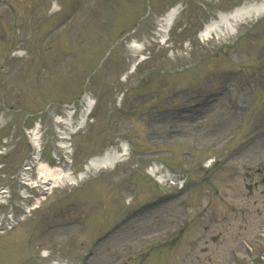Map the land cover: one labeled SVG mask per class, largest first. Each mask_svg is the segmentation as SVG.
Returning a JSON list of instances; mask_svg holds the SVG:
<instances>
[{"label": "rangeland", "instance_id": "1", "mask_svg": "<svg viewBox=\"0 0 264 264\" xmlns=\"http://www.w3.org/2000/svg\"><path fill=\"white\" fill-rule=\"evenodd\" d=\"M253 1L0 0V220L25 217L0 233V264H42L41 250L72 264H111L126 246L142 264H244L258 254L264 15L227 38L199 36L218 12ZM175 4L161 40L159 17ZM131 37L146 48L130 49ZM85 94L96 101L89 120L62 138L69 107L76 121ZM35 128L42 163L86 177L28 213L38 195L25 181L37 175L38 163L25 168ZM123 141L128 159L84 173L90 157ZM154 163L175 184H158L147 173Z\"/></svg>", "mask_w": 264, "mask_h": 264}, {"label": "bare ground", "instance_id": "2", "mask_svg": "<svg viewBox=\"0 0 264 264\" xmlns=\"http://www.w3.org/2000/svg\"><path fill=\"white\" fill-rule=\"evenodd\" d=\"M180 11L179 5L175 4L171 6L165 13L159 17V23L155 31V35L161 37V40L167 37V33L171 26L175 23L178 14ZM216 19L210 20L206 23L203 29L200 32V38L203 41H207L210 37L214 36L218 39L227 38L233 36L238 32L239 24L248 22L254 19L261 18L264 15V0L253 1L249 3H244L240 6L234 7L233 9L226 12H218ZM145 44H148L147 40H144L142 44L137 41H131L129 48L135 52H141L146 48ZM135 63V62H134ZM132 64L130 68L135 67L137 63ZM133 69H129L127 73H130ZM84 107L80 112L79 117L76 121L73 119L74 112L72 110L67 112L66 120L62 122L67 124L66 131L62 132L61 137L65 139H70V135L78 132L79 129L84 128L90 112L94 108L96 101L92 100L90 96H85L83 98ZM32 139V158H30L25 166L26 169H29L33 166V163L37 164L36 178L33 182L31 180V173L27 175L25 181L30 183L32 188L37 190L36 203H40V200L43 199L44 194H50L54 188H62L65 185H76L78 180H83L86 176L83 173H80L76 177L72 175V172L67 170L65 164L62 165H49L47 163L41 162V137L36 132V128L31 132ZM127 143L120 144V146L115 149H108L101 153L99 156L90 157L84 165L83 171L85 174L90 173L91 170H108L116 166V164L125 161L129 155ZM62 148L65 150L66 154H71L73 150L69 151L67 143L61 144ZM59 164V163H58ZM162 167L160 165H152L147 173L154 177L160 185H164L166 182L165 179H171L169 174L160 173ZM26 196V195H25ZM1 197V196H0ZM37 207L33 205L29 208L28 213L32 211L33 208ZM22 220L25 217L21 218ZM13 220V219H12ZM57 264H64L58 262Z\"/></svg>", "mask_w": 264, "mask_h": 264}]
</instances>
